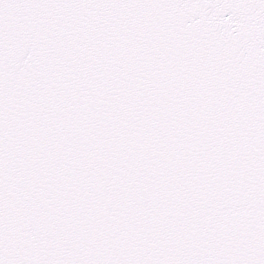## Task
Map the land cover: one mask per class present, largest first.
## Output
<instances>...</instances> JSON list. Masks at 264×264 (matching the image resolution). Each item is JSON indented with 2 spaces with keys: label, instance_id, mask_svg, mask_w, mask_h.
Instances as JSON below:
<instances>
[{
  "label": "snow or ice",
  "instance_id": "1",
  "mask_svg": "<svg viewBox=\"0 0 264 264\" xmlns=\"http://www.w3.org/2000/svg\"><path fill=\"white\" fill-rule=\"evenodd\" d=\"M0 264H264V0H0Z\"/></svg>",
  "mask_w": 264,
  "mask_h": 264
}]
</instances>
